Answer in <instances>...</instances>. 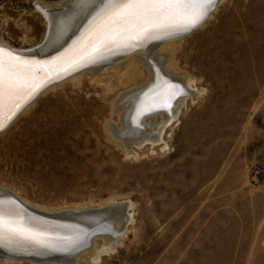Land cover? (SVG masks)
Wrapping results in <instances>:
<instances>
[{"label": "rangeland", "instance_id": "obj_1", "mask_svg": "<svg viewBox=\"0 0 264 264\" xmlns=\"http://www.w3.org/2000/svg\"><path fill=\"white\" fill-rule=\"evenodd\" d=\"M44 33L35 0H0V43L31 50ZM174 53L195 91L166 147L126 156L111 103L133 83L85 76L0 133V188L46 211L129 201L131 231L99 264H264V0H221Z\"/></svg>", "mask_w": 264, "mask_h": 264}, {"label": "bare ground", "instance_id": "obj_2", "mask_svg": "<svg viewBox=\"0 0 264 264\" xmlns=\"http://www.w3.org/2000/svg\"><path fill=\"white\" fill-rule=\"evenodd\" d=\"M220 1L217 0L201 26L211 17ZM87 2L90 3L91 0ZM35 10L45 27L42 45L23 50L1 42L0 47L40 60L49 59L76 40L91 19L88 16L89 9L82 0H61L47 4L35 0ZM201 26L188 33L149 41L140 48L110 53L102 60L64 73L62 77H55L20 111L22 114L26 113L35 98L54 90L63 82L75 84L85 76H90L91 81L103 83L104 76L109 74L116 79L117 86L133 83L122 89L123 92L117 91L113 96L115 100L111 103L112 113H117L119 120L123 121L124 118L126 121L124 127L128 131L125 134L119 131L117 133L113 127L109 132L114 129L111 133L113 138H128L123 142L125 155L136 158L137 151L146 146L166 147V130L179 121L181 109L194 90V80L192 82L189 74L178 68L174 48ZM110 86V82L106 83L105 89L108 92L113 89ZM155 115L158 117L156 121ZM8 123L6 122L7 125ZM0 200H14L23 205L28 216L44 222L43 226L53 234H84L79 247L70 251H53L33 246H0V261L3 264L25 260L32 264H99L103 257L114 253L121 246L134 224L132 204L129 201L110 202L100 207L46 211L29 205L3 188H0Z\"/></svg>", "mask_w": 264, "mask_h": 264}, {"label": "snow or ice", "instance_id": "obj_3", "mask_svg": "<svg viewBox=\"0 0 264 264\" xmlns=\"http://www.w3.org/2000/svg\"><path fill=\"white\" fill-rule=\"evenodd\" d=\"M91 17L84 31L63 51L40 60L0 47V131L53 78L62 77L108 54L201 26L217 0H82ZM28 216L23 205L0 200V246H33L53 251L79 247L83 235L53 234Z\"/></svg>", "mask_w": 264, "mask_h": 264}, {"label": "built area", "instance_id": "obj_4", "mask_svg": "<svg viewBox=\"0 0 264 264\" xmlns=\"http://www.w3.org/2000/svg\"><path fill=\"white\" fill-rule=\"evenodd\" d=\"M262 183H264V181H262Z\"/></svg>", "mask_w": 264, "mask_h": 264}]
</instances>
